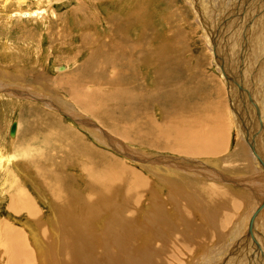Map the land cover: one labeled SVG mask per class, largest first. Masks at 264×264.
Returning <instances> with one entry per match:
<instances>
[{
  "label": "rangeland",
  "instance_id": "1",
  "mask_svg": "<svg viewBox=\"0 0 264 264\" xmlns=\"http://www.w3.org/2000/svg\"><path fill=\"white\" fill-rule=\"evenodd\" d=\"M263 1L27 0L23 5L18 0H0V160L7 161L0 167V264H141L143 260V264H253L255 255L259 259L260 250L253 251L251 246L253 240L259 238L250 234L248 222L244 220L264 200V175L237 127L227 85L211 50V37L201 20L211 23L216 44L221 49L217 47L218 52L226 58L229 69L236 73L242 71L246 86L255 87V98L264 100ZM140 8L142 14L138 13ZM243 10L248 12L244 14ZM26 13L34 15L26 16ZM114 30H118L114 34L121 38L119 42L134 39L141 45L137 61L143 65L138 66L136 78L132 82L129 78L128 82L121 71L120 83L127 81L129 85L125 87L133 86V91L138 92L140 89L158 91L163 75L165 79L172 76L184 85L170 87L168 91L195 89V104L200 107L209 103L208 95L215 100L216 92L221 94L220 102L214 105L217 110L222 109L214 110V116L223 113V125L217 135L213 134L217 155L185 156L176 148L165 151L143 146L138 141L131 143L112 132L97 114L87 112L82 100L105 110L97 92L112 91L113 85L102 83L106 85L102 87L92 76L95 77L93 73L99 64V57L93 51L102 42L111 41ZM165 32L168 37L163 35ZM188 39L190 45L184 47L186 52L180 51L178 47ZM167 41L174 42L181 54L173 52V57L164 56L166 54L158 47ZM154 50L160 52L161 57ZM147 54L154 57L144 61L141 55L146 59ZM173 60H178V64ZM92 61L97 62L96 68ZM88 66L95 69L94 72ZM110 69L107 72L111 76L113 73L118 76L116 70ZM74 73L77 74L76 90L87 89V98L75 100L67 91V83L60 80ZM142 98V101L136 99L132 107L122 98L117 100L120 106L111 102L107 107H115V111L125 112L128 117L146 114L148 120L156 123L166 120L170 124L179 115L173 114L175 117L171 120L165 117L176 109L165 104L159 94L150 101ZM13 124L17 125L14 134L11 133ZM137 127L146 130L141 125ZM202 132L206 135L208 130ZM262 132L263 129L256 136V143L264 152ZM96 149L102 156L95 154ZM88 155L95 161H88ZM68 159L73 161L71 166H65ZM114 160L133 174L121 175L123 168L116 167L114 173L108 171L98 177L104 196L96 206L98 213L81 217L72 232L76 238L65 239L68 231L61 226L63 220L59 219L58 204L69 200L71 194L87 196L86 187L91 183L82 173L80 164L98 167ZM40 172L44 177L39 176ZM252 173L255 178H251ZM249 178L256 180L259 187L255 196L247 189ZM139 180L146 187L131 191ZM173 184L175 188L180 187L181 194L174 193L175 189L171 192ZM214 191L219 196H215ZM221 194L235 199L228 200L230 208L222 206ZM14 196H17L16 201ZM108 201L117 203L116 215L106 209ZM210 220H213L211 224ZM222 223L225 225L220 229L230 230L227 238L215 236V230H220L218 226ZM233 236L239 240L231 239ZM263 241L262 238L259 243L264 246Z\"/></svg>",
  "mask_w": 264,
  "mask_h": 264
},
{
  "label": "bare ground",
  "instance_id": "2",
  "mask_svg": "<svg viewBox=\"0 0 264 264\" xmlns=\"http://www.w3.org/2000/svg\"><path fill=\"white\" fill-rule=\"evenodd\" d=\"M36 1H39V0H36ZM263 1V0H261ZM256 2V0H255ZM260 2V1H259ZM264 2V1H263ZM18 3L20 4H26L27 3V0H18ZM258 3V2H257ZM249 4V3H248ZM251 4V3H250ZM262 4V3H261ZM172 5V4H171ZM245 5V4H244ZM258 5V4H257ZM171 7V6H170ZM143 8V7H142ZM253 9V8H252ZM255 9V7H254ZM143 9L140 8V10H138V13L142 14ZM167 10V9H166ZM172 11V9H171ZM241 11H242V8H241ZM245 10H243L244 12ZM253 11V10H252ZM248 11H245V13H247ZM256 12V11H255ZM35 13V12H34ZM37 13V12H36ZM35 13V14H36ZM147 13V12H146ZM174 13V12H173ZM137 14V13H136ZM135 14V15H136ZM170 14H172L170 12ZM242 14V17H245L246 16ZM26 16H32L34 15L33 13L32 14H29V13H26L25 14ZM148 15V14H147ZM169 15V14H168ZM174 15V14H173ZM247 15V14H246ZM144 16V15H143ZM170 16V15H169ZM168 16V17H169ZM136 19L135 16H133ZM141 18V16H139ZM138 17V19H139ZM146 17V15L144 16ZM149 17V16H147ZM146 17V18H147ZM167 17V18H168ZM181 17V16H180ZM179 17V19H180ZM143 18V17H142ZM141 18V20H142ZM178 18V17H177ZM250 18V17H249ZM149 19V18H147ZM165 19V18H164ZM163 19V20H164ZM169 19V18H168ZM171 19V18H170ZM179 19H176L179 20ZM140 20V19H139ZM145 20V18H144ZM143 20V22H144ZM174 20V19H173ZM94 21V20H93ZM91 22L92 24L94 22ZM147 21V20H146ZM165 21H168L167 19ZM172 21V20H171ZM175 21V23H177ZM180 21V20H179ZM236 21V20H235ZM128 22H130V19L128 20ZM141 22V21H140ZM148 22V21H147ZM238 22V19L236 21V23ZM131 23V22H130ZM128 23V24H130ZM133 23V22H132ZM146 23V22H145ZM144 23V24H145ZM149 23V22H148ZM146 23V24H148ZM163 23V21H162ZM169 23V22H168ZM173 23V22H172ZM171 23V25H173ZM142 24V25H144ZM151 23H149L150 25ZM165 24V23H163ZM167 24V23H166ZM136 25V24H135ZM168 25V24H167ZM170 25V27H171ZM178 25V24H176ZM234 25H235V22H234ZM261 25V24H259ZM145 26V25H144ZM143 26V27H144ZM147 26V25H146ZM161 27V25H159ZM185 26V25H184ZM139 27V26H138ZM148 27V26H147ZM146 27V28H147ZM165 27V25H164ZM169 27V29H170ZM181 27V26H180ZM179 27V28H180ZM231 27V26H230ZM168 28V27H166ZM165 28V29H166ZM140 29V27H139ZM148 29V28H147ZM150 29H151V26H150ZM159 29V28H158ZM192 29V28H191ZM190 29V30H191ZM228 29V28H227ZM121 30V29H120ZM119 30V31H120ZM138 30V29H137ZM162 30V29H160ZM232 30V29H231ZM118 31V30H114L112 32V39L111 41H106V42H102L99 46V48H95V50L93 51L94 54H96V56L98 55L99 57V64L97 62H93L94 64L97 63L98 67L96 69V72L95 74L93 73V75L95 77L92 76V80L94 78L95 82L96 83H99L101 85L103 84H108L110 86H112V91H103V89L101 90V92H97L98 93V97L100 98L101 100V103L103 104L102 106H104V109L105 110H102V109H96V107L94 106H90L86 103H88L87 101L85 102L84 100H82V104L85 105V109L87 110V112H91L94 114H97L99 118L102 119L103 123L106 124L108 127H110L114 132L115 134H118L120 136V138H123L125 141H132L131 143H134V142H140L143 146H150L152 148H156V149H159V150H165V151H169V149L171 150H175L178 149L180 153H182V155H185V156H191V155H194V156H212V155H217L219 153V151L216 149L215 147V140L213 138V134H218V131H219V128L222 127L223 125V113L219 114V115H216L214 116V110L217 111V112H220L222 109L221 107L217 110L214 105L216 103H219L220 102V97H221V94L219 92H216V99L213 100L212 99V96H209L206 98L207 99V102L209 101V103L207 104H204V106H201L200 107V104L196 103L195 104V94L197 93L195 89H193L192 87V92L187 89L186 91H180V92H177V93H174L173 92V88L175 87H180V86H184L183 83H181V81H178L176 79H173L172 76H169L168 78H164L163 75L160 76V78H162L161 80V83H159L158 85V91H153V92H145V90L143 91V89L138 92L137 91H133V86H131L133 83H131V87L130 88H127L125 86H129L128 84L126 85L127 81L129 78H131V81L136 78L137 74L139 73V68L138 66H140V62L137 61V56L140 54H138L137 50L140 48V44H138L137 42L134 41V39L131 38L130 36V39L131 40H128L126 39L124 42H119V38L115 36V32ZM124 31V30H123ZM122 31V33L124 34V32ZM133 31V30H132ZM148 32L147 30H144L143 32ZM170 31L172 32V30L170 29ZM181 31V30H180ZM179 31V32H180ZM187 31V30H186ZM228 31V30H227ZM151 32V31H150ZM153 32V31H152ZM193 32V31H192ZM121 33V32H120ZM120 33L119 35L116 34L117 36H120ZM121 33V35H122ZM133 33V32H132ZM142 33V31L140 32ZM190 33V32H189ZM222 33V32H221ZM228 33V32H227ZM232 33V32H231ZM143 34V33H142ZM168 34V33H167ZM166 32L165 34L163 35H167ZM176 34V33H175ZM182 34V33H181ZM184 34V33H183ZM192 34V33H191ZM194 34V33H193ZM192 34V35H193ZM223 34V33H222ZM225 34V33H224ZM223 34V35H224ZM127 35V34H125ZM123 35V36H125ZM129 35V34H128ZM145 35V34H144ZM142 35V36H144ZM171 35V33L169 34ZM177 35V34H176ZM175 35V38H178L176 37ZM229 35V34H228ZM135 37L138 36V32H137V35L135 34L134 35ZM141 36V38H142ZM146 36V35H145ZM194 36V35H193ZM216 36V35H214ZM231 36V35H230ZM234 36V35H232ZM231 36V37H232ZM126 37V36H125ZM140 37V36H139ZM138 37V38H139ZM157 37V36H156ZM168 37V35H167ZM173 37V36H172ZM219 37V36H218ZM118 38V40H117ZM124 38V37H122ZM140 38V39H141ZM145 38V37H144ZM154 38V37H153ZM152 38V39H153ZM162 38V37H161ZM187 38V37H186ZM223 38V37H221ZM121 39V38H120ZM147 39V38H145ZM181 39L182 41H184V37L181 36ZM180 39V40H181ZM228 39V38H227ZM136 40V39H135ZM142 40V39H141ZM179 40V39H178ZM218 40V39H217ZM225 40V39H224ZM132 42V43H129V42ZM151 41V40H150ZM166 41V40H165ZM216 41V40H215ZM223 41V40H222ZM221 41V42H222ZM119 42V43H118ZM135 42V43H134ZM145 42V41H143ZM142 42V43H143ZM149 42V41H148ZM147 42V43H148ZM158 42V41H157ZM228 42V41H227ZM232 42V40H231ZM230 42V43H231ZM260 42V41H259ZM150 43V42H149ZM148 43V44H149ZM161 43V42H160ZM159 43V44H160ZM224 43V42H223ZM261 44H262V41H261ZM260 44V45H261ZM99 45V44H98ZM97 45V46H98ZM102 45V46H101ZM164 45V46H163ZM186 45H190V41L189 39L183 44L182 43V46H179L178 49L180 51H183V52H186V50L184 49V47ZM218 45V44H216ZM227 45V44H226ZM147 46V44L145 45V47ZM223 46V44H222ZM148 47V46H147ZM151 47V46H150ZM158 47V46H157ZM218 47V46H217ZM149 48V47H148ZM159 49L158 50H161L160 52L162 53H165L166 55H163L164 56H167V58L169 57H173L175 55H173V52H177L176 54L179 55L178 53H180V51L176 48V45L174 42H170V41H167L165 42L164 44H161L159 45L158 47ZM219 48V47H218ZM147 49V48H146ZM145 49V51H146ZM150 49V48H149ZM152 49H155V48H152ZM169 49L171 50V52L169 51ZM220 49V48H219ZM218 49V50H219ZM221 50V49H220ZM223 50V49H222ZM225 50V49H224ZM141 51V50H140ZM143 51V50H142ZM155 51V50H154ZM157 51V50H156ZM154 52L155 54L158 52ZM194 51V50H193ZM127 52L130 53V55L128 56L127 55ZM148 52L150 53L151 51L148 50ZM159 52V53H160ZM222 52V51H220ZM90 55H91V51H89ZM147 53V52H146ZM144 53L143 55L145 56ZM148 53V54H149ZM153 53V54H154ZM157 53V54H159ZM93 54V55H94ZM142 54V52H141ZM147 54V55H148ZM154 54V55H155ZM181 54V53H180ZM142 56V58L144 59V61H148L147 58H151L154 57L152 56L151 54L148 55V57H146V59ZM146 55V56H147ZM160 55V54H159ZM162 55V56H163ZM222 55V54H221ZM158 57V55H156ZM224 56V55H223ZM161 57V55L159 56ZM177 57V56H176ZM89 58V57H88ZM93 58V57H92ZM166 58V57H165ZM95 58H93L92 60H94ZM97 59V58H96ZM154 59V58H153ZM152 59V61H153ZM181 59V57L179 58ZM226 59V58H225ZM224 59V60H225ZM89 60V59H88ZM158 60V59H156ZM169 60V59H167ZM166 60V61H167ZM172 60V59H171ZM176 60V59H175ZM143 61V60H141ZM149 61H151L149 59ZM163 61V60H162ZM161 61V62H162ZM166 61H163V62H166ZM178 61V60H177ZM177 61H174L176 64H178ZM227 62V60H225ZM91 62V61H88V63ZM158 62V61H157ZM160 62V63H161ZM148 63V62H146ZM144 63V64H146ZM152 63V62H150ZM155 63V62H154ZM168 63V62H167ZM174 63V64H175ZM163 63H161V66H162ZM143 64H141L142 66ZM147 65V64H146ZM145 65V66H146ZM166 65V64H165ZM168 65V64H167ZM199 65V64H197ZM90 66V64H89ZM88 66V67H89ZM92 66V65H91ZM96 66L93 65V68ZM140 66V67H141ZM144 66V67H145ZM149 66V65H148ZM147 66V67H148ZM144 67H143V70H144ZM151 67V66H150ZM96 68V67H95ZM114 69L116 70L115 72H118V76H114V73L113 75L111 76V73L107 72L108 69ZM138 68V69H137ZM160 68V66H159ZM158 68V69H159ZM162 68V67H161ZM173 68V66L171 67ZM148 69V68H146ZM145 69V70H146ZM168 69H169V66H168ZM66 70V69H65ZM89 70H92L94 72L93 69H90L89 67ZM89 74L91 73V71H89ZM142 70V71H143ZM149 70V69H148ZM165 72L167 71L166 69H164ZM178 70V69H177ZM110 71H112L110 69ZM121 71H123V74L128 77V78H125L127 79V81L125 83H120L121 80H122V77H121ZM141 71V72H142ZM180 71V70H179ZM114 72V71H113ZM163 72V73H165ZM168 72V71H167ZM166 72V73H167ZM175 72V71H174ZM177 73V72H176ZM92 74V73H91ZM120 74V75H119ZM165 75V74H164ZM77 74L74 73V74H71V75H67L65 77H63L62 79H60L63 83H67V91L69 92V94H71V96H73V98L76 100V98L78 100L82 99V97H86L87 98V94H88V91L87 89L83 90V89H78L76 90L75 88V79L77 78L76 77ZM91 77V75H89ZM168 76V75H167ZM76 77V78H75ZM86 78V77H85ZM88 78V77H87ZM86 78V80H88ZM91 79V78H90ZM89 79V80H90ZM124 80V78H123ZM183 81V80H182ZM86 82V81H85ZM90 81H88L87 83L90 85L89 83ZM93 82V81H91ZM129 82V81H128ZM134 82V81H133ZM60 83V82H59ZM103 83V84H102ZM135 83V82H134ZM98 84V85H99ZM81 85V84H80ZM93 85V84H92ZM97 85V84H95ZM93 85V86H95ZM97 85V86H98ZM100 85V86H101ZM107 85V86H108ZM138 85V84H136ZM193 85V84H192ZM194 85H196L194 83ZM98 86V87H100ZM106 87V85H103L102 87ZM109 86V88H110ZM139 86V85H138ZM201 86V84L199 85ZM170 87H173L170 91H168V89ZM194 87V86H193ZM101 89V88H100ZM109 90V89H108ZM111 90V89H110ZM90 92V91H89ZM158 92V93H156ZM196 92V93H195ZM257 92V91H256ZM96 93V92H95ZM96 93V94H97ZM102 93V94H101ZM261 93V92H260ZM85 94V95H84ZM92 94V93H91ZM101 94V95H100ZM157 94H159V96L162 98V101L169 105L170 107H173L175 108L176 110H170V115H165L166 118L169 117V120H171L173 117H175L173 114H176L178 113L179 115L175 118L172 119V122H170V124L165 120L164 122L162 123H156L154 121H151V120H148V118L146 117V114L141 117H136V115H129V117L125 114V112H121L120 114V111H115L114 108H110L107 107L108 104H110L111 102L113 103V105H117V106H120L118 105L119 104V101L120 99L122 98L123 100L122 101H125L127 102V104L132 107V104H135L136 102V99H140L142 97H147L150 101V99L152 97H156ZM259 94V93H258ZM258 94H255V95H258ZM262 95V94H261ZM79 96V98H78ZM91 97H94L93 95H90ZM96 96V95H95ZM81 97V98H80ZM89 98V97H88ZM95 98V97H94ZM93 98V99H94ZM98 98V100H99ZM193 98V99H192ZM258 98L257 99V102L259 103L260 105V117H261V121L263 123V127H264V100L263 99H259V97H256ZM262 98V97H261ZM84 99V98H83ZM143 99V98H142ZM142 99H140L142 101ZM204 99V100H206ZM77 100V101H78ZM119 100V101H117ZM212 100L214 102H212ZM93 101V100H92ZM144 101H146L144 99ZM149 101H148V104H149ZM237 101V100H236ZM85 104H84V103ZM138 102V100H137ZM154 102H158L157 100H154ZM90 103H93V102H90ZM89 103V104H90ZM121 103V102H120ZM147 103V102H146ZM99 105V104H98ZM106 105V106H105ZM239 107L241 106V104H238ZM82 106V105H81ZM122 106V105H121ZM144 106L145 103H144ZM113 107V106H112ZM123 107V110L125 109L124 106ZM122 107L120 110H122ZM204 107V108H202ZM120 107H118L117 109H119ZM129 108V107H128ZM200 108L202 109V111H200ZM238 108V106H237ZM250 108V106H249ZM248 108V109H249ZM130 109V108H129ZM240 109V112H241V107L239 108ZM131 110V109H130ZM132 112V111H131ZM248 114V116L246 117L248 120H249V125L248 127H250V132L253 133L254 132H257L259 129H263V134H264V128L261 127V124H260V121L257 119L256 117V113L255 111H250V110H247L246 111ZM242 115L244 116L245 115V111L241 112ZM134 114H136V112H134ZM252 114H254L252 116ZM116 115V116H115ZM123 115V116H122ZM121 117V118H120ZM140 118V119H138ZM146 118V119H145ZM236 118V117H235ZM237 119V118H236ZM222 120V122H221ZM239 122L237 123V127L239 129H242L243 128V123L241 122L240 119H237ZM236 120V121H237ZM213 121H214V124H213ZM217 123V124H216ZM102 124V123H101ZM257 124V126H256ZM137 125H141L143 127H146V130L145 129H142V130H138V127ZM241 126V128H240ZM16 127L17 125L16 124H13L12 128H11V133L14 134L16 133L15 130H16ZM107 127V128H108ZM203 129H207L208 130V133L205 135L203 134ZM17 131V130H16ZM95 131V130H94ZM260 133V134H262ZM258 135V134H257ZM14 136V135H13ZM108 136V135H107ZM260 136V135H259ZM258 136V138H259ZM256 139H255V144L257 145L256 143ZM129 143V142H128ZM248 143V142H247ZM137 144V143H135ZM249 144V143H248ZM83 145V144H82ZM91 147V146H90ZM250 147V146H249ZM81 150V149H80ZM88 151V149H86ZM176 150V151H178ZM251 150V148H250ZM76 151V150H75ZM85 151V150H84ZM97 155H101L99 154V152H97V149L95 150ZM94 151V152H95ZM178 152V153H179ZM252 152V151H251ZM264 153V152H263ZM253 154V153H252ZM40 155V154H39ZM167 155V154H166ZM73 156V155H72ZM102 156V155H101ZM136 156V155H135ZM253 156L255 157V155L253 154ZM41 157V156H40ZM79 157V156H78ZM105 157V156H104ZM109 157V156H108ZM87 159L88 161H91V162H94L95 160H93L89 155L87 156ZM256 159V157L254 158ZM209 160V159H208ZM145 161V160H144ZM7 161L4 160V159H1L0 160V167L3 166ZM161 162V161H160ZM159 162V163H160ZM73 163V161L71 159H68L66 160V165L69 164V166H71ZM82 163V162H81ZM208 163V162H207ZM94 164V163H93ZM213 164V163H212ZM258 164V163H257ZM61 165V164H60ZM80 168H81V171L82 173H84L85 175L84 176H87L88 180L91 181V185H87L86 187V191L88 193L87 196L85 197H79L77 196L76 194H71V198L63 203H60L58 204L60 209H61V215L59 217L60 220H63L62 221V225H64V227L67 229V235H64V238L65 239H68V240H73L75 239L76 237L72 234L73 230H74V224L79 221V219L83 216H90V215H95L98 213V208H96V206L103 200L104 196H102V192H101V189H103V184L100 182V179L98 177H102L101 175L103 173L107 174L108 171H111L112 173L113 172V169L116 168V167H122L123 169L120 170V174L122 175L123 173L127 174V175H132L133 172L129 171V170H126L124 169V165H122L121 163H119V161H115L114 162H105L104 164L98 166V167H95L89 163L87 164H80ZM63 165V168L65 167ZM62 167V166H61ZM76 167V165L74 166ZM178 167V166H177ZM171 168V167H170ZM261 169L263 171V175H264V168L263 166H261ZM189 169H187V172H188ZM178 171V170H177ZM52 172V170H51ZM43 173L40 172L39 176L40 177H44L42 175ZM108 174H111V173H108ZM192 175V174H191ZM251 178H255L256 176L253 175V173L251 174ZM256 175V174H255ZM56 176V175H55ZM108 176V175H107ZM99 180V181H98ZM55 181V180H54ZM256 181V180H255ZM254 180L253 181H250V178H249V184H247V189L249 190V192H252L251 195H254V193H256L255 195H257V185H256V182ZM122 185H124L125 183H121ZM260 185V184H259ZM142 186V187H141ZM143 183H141V181H137L136 182V187H133L131 189V191L133 190H143L146 186H144ZM255 192H254V190ZM175 189V191H174ZM130 191V192H131ZM174 191V193H177V194H181L180 192V187H176L175 188V184H173V187L171 188V192ZM24 192V191H23ZM215 192V196H219V193H216L217 191H214ZM26 194V193H24ZM23 194V195H24ZM222 195V201H221V204L223 207H227V208H230L231 206L228 205L229 201L228 200H233L235 201V199L230 196V195H227V194H221ZM227 195V196H226ZM254 195V196H255ZM19 196V194H18ZM22 196V195H21ZM182 196V195H181ZM254 196H251L254 198ZM24 197V196H23ZM22 197V199L24 200V198ZM15 198V196H14ZM13 198V199H14ZM17 198V196H16ZM16 198H15V201H16ZM26 200H27V194L25 196ZM12 199V200H13ZM21 199V200H22ZM260 199V198H259ZM258 199V200H259ZM255 200V199H253ZM21 201H19L20 203ZM27 201H25L26 203ZM254 202V201H252ZM22 203V202H21ZM257 203V202H256ZM28 204L30 205H33L31 203L28 202ZM24 205V204H22ZM260 205V206H259ZM106 209L108 211H110L113 215H116L115 214V210L117 208V203L113 202V201H108L106 204ZM97 209V210H96ZM256 213V216L254 219H252V216L253 214ZM217 214V212H216ZM229 219V216L226 215ZM225 217V216H224ZM243 216H241V218H239L238 220V223L240 224V221L242 220ZM227 219V220H228ZM223 220V219H222ZM245 223L248 222V225H249V232L250 234L254 233L257 238L259 239H256V240H253V243L254 244H251L252 246V250L255 251L256 249L260 250V253H261V256L260 258L258 259V255H255L254 257H256V260L253 264H264V246L261 245L259 242H261L262 238L264 239V200L261 204V202L256 205L253 209V211L250 213V216L247 217L245 220ZM213 222V220H210L209 223L211 224ZM227 222V221H226ZM224 226L225 224H220L218 227L220 229V226ZM262 230V231H261ZM216 233H215V236L217 238H222L223 235L227 237H229V233H230V230L228 229V231L226 232L225 230L223 229H220V230H215ZM263 233V234H262ZM233 235V234H232ZM58 236V235H57ZM238 239L237 236H233L231 239ZM239 240V239H238ZM246 240H249V237H247ZM264 242V241H263ZM243 245V244H242ZM244 248V247H243ZM250 249V247H248ZM49 250H54L53 247H49ZM254 259V258H253ZM145 260H143L141 262V264L144 263ZM43 264V263H41ZM118 264H120L118 262Z\"/></svg>",
  "mask_w": 264,
  "mask_h": 264
},
{
  "label": "water",
  "instance_id": "3",
  "mask_svg": "<svg viewBox=\"0 0 264 264\" xmlns=\"http://www.w3.org/2000/svg\"><path fill=\"white\" fill-rule=\"evenodd\" d=\"M211 50L214 54L216 62L218 63L221 69V73L224 77L225 84L227 85L229 104L231 110L235 114V117L237 119H240L241 122L243 123V128L241 129V133L243 134L244 139L249 143L251 151L255 155L258 163L260 164V166H263L264 168V153L255 144L256 136L261 130L259 129L257 132L253 131V133H251L250 130L248 129L249 120L246 118L249 114L246 112L247 110H250L252 112L255 111L256 117L260 121L261 127L263 128V123L260 120L261 119L260 105L257 102V99L255 98L253 92V89L255 90V87L252 86L249 89V87L246 86L242 71L236 73L231 69H229V71L227 70L226 62L219 55L217 45L215 42H213V46L211 47ZM237 103L242 105V108L245 111L244 116L240 112L239 109L240 107ZM255 216L256 213L253 214L252 219H254Z\"/></svg>",
  "mask_w": 264,
  "mask_h": 264
}]
</instances>
